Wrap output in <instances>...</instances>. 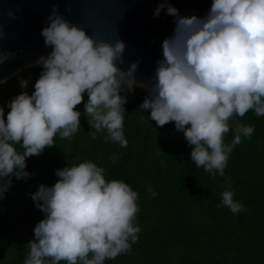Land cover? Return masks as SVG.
<instances>
[{"label": "clouds", "instance_id": "1", "mask_svg": "<svg viewBox=\"0 0 264 264\" xmlns=\"http://www.w3.org/2000/svg\"><path fill=\"white\" fill-rule=\"evenodd\" d=\"M164 7L156 9L158 15ZM175 30L162 42L163 59L139 106L163 127L175 122L191 147L190 159L213 175L224 169L241 135L250 137L253 126L235 129L226 144L229 119L252 110L264 116V0H213L203 18L182 17L171 5ZM12 15L11 12L8 13ZM103 17H99L100 23ZM2 35V33H0ZM41 35L51 53L37 61L43 71L35 91L13 98L4 118L0 107V192L11 187V176L26 179V158L40 155L54 144V136L71 138L80 129L84 100L92 133L106 130V139L126 147L122 94L138 86L137 63L124 71L125 44L90 36L53 9ZM27 81H21V87ZM19 144L23 152H18ZM104 168L91 161L57 169L54 185H39L30 194L45 214L34 227L23 264H104L131 250L140 227L134 224L138 193L122 180H106ZM151 191V188L147 189ZM155 195V193H153ZM231 190L221 193L222 205L233 214L244 210Z\"/></svg>", "mask_w": 264, "mask_h": 264}, {"label": "trees", "instance_id": "2", "mask_svg": "<svg viewBox=\"0 0 264 264\" xmlns=\"http://www.w3.org/2000/svg\"><path fill=\"white\" fill-rule=\"evenodd\" d=\"M42 71L37 64L0 84L5 120L10 101L21 92L31 95ZM22 80L27 81L24 88ZM122 94L127 96L126 147L106 139V130L93 138L85 93L76 106L81 112L80 129L71 138L62 139L57 133L55 145L26 158L28 178L10 177V189L0 192V264H23L34 227L45 218L30 194L39 185H54L57 169L85 160L104 168L106 180H122L138 193L134 221L141 229L138 240L129 252L104 264H264V116L249 110L243 117L234 114L229 119L226 144L237 128L253 126L254 132L250 137L241 135L224 175H213L191 161V147L175 122L161 127L150 119V110H140L148 91ZM15 147L24 151L19 144ZM226 189L234 193L243 211L233 214L222 205L221 193Z\"/></svg>", "mask_w": 264, "mask_h": 264}, {"label": "water", "instance_id": "3", "mask_svg": "<svg viewBox=\"0 0 264 264\" xmlns=\"http://www.w3.org/2000/svg\"><path fill=\"white\" fill-rule=\"evenodd\" d=\"M213 0H0V84L18 72L37 65L48 56L41 35L55 8L72 24L81 25L90 35L125 44L123 63L127 71L137 63L134 72L136 87L150 85L157 61L163 59L162 42L175 30V17L167 13L169 5L182 17H205ZM164 7L156 14L161 4ZM12 15L9 16L8 13ZM99 17H103L97 23ZM148 91V90H147Z\"/></svg>", "mask_w": 264, "mask_h": 264}, {"label": "rangeland", "instance_id": "4", "mask_svg": "<svg viewBox=\"0 0 264 264\" xmlns=\"http://www.w3.org/2000/svg\"><path fill=\"white\" fill-rule=\"evenodd\" d=\"M134 90H136L138 92H147V90H145L143 88H138V87H134Z\"/></svg>", "mask_w": 264, "mask_h": 264}]
</instances>
